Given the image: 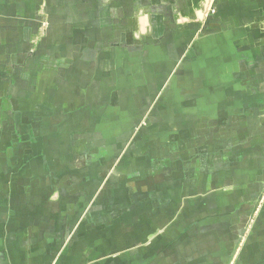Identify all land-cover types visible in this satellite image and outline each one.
<instances>
[{
	"label": "crops",
	"instance_id": "obj_1",
	"mask_svg": "<svg viewBox=\"0 0 264 264\" xmlns=\"http://www.w3.org/2000/svg\"><path fill=\"white\" fill-rule=\"evenodd\" d=\"M0 264H264V0H0Z\"/></svg>",
	"mask_w": 264,
	"mask_h": 264
}]
</instances>
